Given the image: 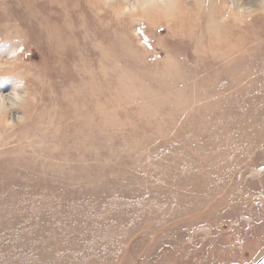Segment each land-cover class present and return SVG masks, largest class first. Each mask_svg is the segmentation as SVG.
I'll list each match as a JSON object with an SVG mask.
<instances>
[{"label":"rangeland","instance_id":"1","mask_svg":"<svg viewBox=\"0 0 264 264\" xmlns=\"http://www.w3.org/2000/svg\"><path fill=\"white\" fill-rule=\"evenodd\" d=\"M104 2L0 0V94L29 95L0 124V264H253L264 11Z\"/></svg>","mask_w":264,"mask_h":264},{"label":"clouds","instance_id":"2","mask_svg":"<svg viewBox=\"0 0 264 264\" xmlns=\"http://www.w3.org/2000/svg\"><path fill=\"white\" fill-rule=\"evenodd\" d=\"M261 7H257L256 4L251 2H245V0H227L224 6V16L221 18L222 23L228 21L242 23L250 21L254 16L264 11V0H258ZM112 0H105L103 8L99 11L102 13L103 9L110 8ZM139 8L138 0H124L123 5L119 8L118 15H131L137 12ZM10 63L5 60H0V70L10 67ZM24 82L19 81L16 88L7 94H0V124L5 127H14L16 123H22V114L12 115V110L19 109V106L26 103L29 99V95L25 91H19L23 89ZM5 113L10 114L9 119L4 120Z\"/></svg>","mask_w":264,"mask_h":264},{"label":"water","instance_id":"3","mask_svg":"<svg viewBox=\"0 0 264 264\" xmlns=\"http://www.w3.org/2000/svg\"><path fill=\"white\" fill-rule=\"evenodd\" d=\"M263 262H264V254L259 259H257L253 264H261Z\"/></svg>","mask_w":264,"mask_h":264}]
</instances>
